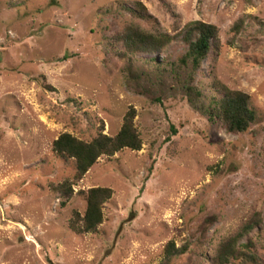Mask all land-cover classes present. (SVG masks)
<instances>
[{"label": "rangeland", "instance_id": "374dc122", "mask_svg": "<svg viewBox=\"0 0 264 264\" xmlns=\"http://www.w3.org/2000/svg\"><path fill=\"white\" fill-rule=\"evenodd\" d=\"M133 2L147 18L120 7ZM196 20L218 27L222 47L195 84L206 96L216 81L248 93L258 120L245 133H229L188 102L172 73L145 65L177 60L180 39L164 54L140 53L136 80L123 72L122 45L109 43L130 23L173 36ZM130 106L142 149L99 158L74 186L114 190L99 232L77 234L69 220L84 198L62 205L50 188L73 178L75 161L52 143L64 132L89 141L101 122L115 135ZM210 215L218 220L202 245ZM256 215L264 264V0H0V264H162L170 240L193 247L172 264H211L220 242Z\"/></svg>", "mask_w": 264, "mask_h": 264}, {"label": "trees", "instance_id": "16d2710c", "mask_svg": "<svg viewBox=\"0 0 264 264\" xmlns=\"http://www.w3.org/2000/svg\"><path fill=\"white\" fill-rule=\"evenodd\" d=\"M123 10L128 11L133 18H147V9L141 2L130 5L120 4ZM243 20L237 21L232 30L235 34L243 27ZM180 36V37H179ZM180 39L186 51L177 60H158L157 57L143 60L150 65L154 72L161 74L169 72L181 86L188 102L195 108H200L210 119L221 120L229 133H245L258 120L250 102V95L241 90L227 87L221 82L214 83L216 94L206 96L201 88L195 84V76L201 68L202 62L211 54L219 55L222 42L219 29L215 24L196 20L188 23L177 35L165 32H153L142 28L138 23L127 24L122 31L111 36V45H122L119 54L126 58L123 72L129 80L139 79L145 72L135 69V64L141 59L140 53L164 54L168 46ZM184 75V76H183ZM50 91L56 88L50 84L45 85ZM209 99L204 104L203 100ZM70 101H75L72 98ZM137 110L130 106L123 117V123L115 135L105 133L104 123L101 122L96 136L86 141L75 135L61 133L52 143V151L62 160L75 161V174L73 178H66L62 182H51V190L59 195L61 204L65 205L73 196H82L86 202L83 212L73 211L69 220V228L77 234L98 233L99 226L104 220L105 204L112 198L114 190L107 186H94L87 190L75 191L78 184L89 169L99 158L113 157L124 150H141L143 140L138 126L135 124ZM176 132V130H174ZM218 220L217 215L206 217L199 225L200 235L198 241L205 245L208 241V231ZM261 219L256 215L249 219L234 235L220 242L211 256V264H262L259 246L261 238L253 235V231L260 225ZM193 249L192 242L187 241L176 246L170 240L164 246V259L162 264H172L173 259L181 257Z\"/></svg>", "mask_w": 264, "mask_h": 264}]
</instances>
